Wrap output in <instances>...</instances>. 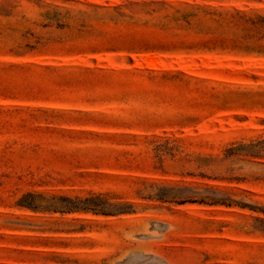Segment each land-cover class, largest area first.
I'll list each match as a JSON object with an SVG mask.
<instances>
[{"label": "rangeland", "instance_id": "1", "mask_svg": "<svg viewBox=\"0 0 264 264\" xmlns=\"http://www.w3.org/2000/svg\"><path fill=\"white\" fill-rule=\"evenodd\" d=\"M0 264H264V0H0Z\"/></svg>", "mask_w": 264, "mask_h": 264}]
</instances>
